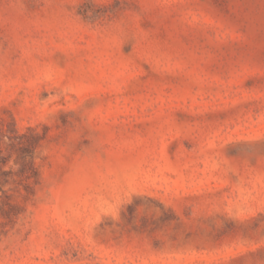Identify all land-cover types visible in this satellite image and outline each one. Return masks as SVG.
<instances>
[{
  "label": "rangeland",
  "instance_id": "374dc122",
  "mask_svg": "<svg viewBox=\"0 0 264 264\" xmlns=\"http://www.w3.org/2000/svg\"><path fill=\"white\" fill-rule=\"evenodd\" d=\"M0 264H264V0H0Z\"/></svg>",
  "mask_w": 264,
  "mask_h": 264
}]
</instances>
